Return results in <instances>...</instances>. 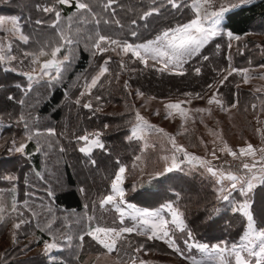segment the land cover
<instances>
[{"label":"rangeland","instance_id":"obj_1","mask_svg":"<svg viewBox=\"0 0 264 264\" xmlns=\"http://www.w3.org/2000/svg\"><path fill=\"white\" fill-rule=\"evenodd\" d=\"M251 1L253 0H249V2ZM87 2L92 5L96 16H89L88 23L84 24L77 18L75 0H72L74 10L67 14L61 12L57 0H0V20H3V24L0 25V46H3L7 52L8 45H11V52L8 54L16 57V60L3 64L5 67H10L11 70L9 71L11 74H16L15 76H13L14 74L11 75V79H14V82H16V87L19 85L17 87L18 90L25 91L30 83L25 73H32L34 76H37V80L31 82V89L41 82H49L48 76L39 77L38 73L39 63L50 59V55L40 56L39 63L35 66L32 63L33 57L25 55V53H36L38 55L42 48L45 52L50 53L51 48L59 42L57 29L52 27L53 21L56 18L55 12H44L43 9L45 7H54L60 12L59 26L64 31L68 30V18L70 16L73 18L71 21L73 32L75 33L77 27L81 29L80 44L74 48L71 64L63 72L62 78L58 81L60 83L67 81V76L71 73L73 65L78 59L79 50L83 49L85 51L86 38L89 34L94 35L98 30L101 34L114 38L127 39L129 42L135 41L129 36V33L132 30L131 21L138 16L137 0H122L120 8L117 11L104 7V4H107V0H87ZM220 2L221 0H212L214 7H218ZM233 2H236V0H233ZM188 3L190 4L191 0H188ZM181 11L184 13L180 15L182 19L194 15L190 9H181ZM13 18L18 20L19 28L23 34L29 37L27 43L18 38L19 33L12 31ZM97 18L100 20L98 27L94 22ZM187 20L183 22H187ZM37 21H40V23H37ZM105 21H108V23H105ZM116 21H119V24ZM183 22H176L173 26ZM155 35L151 38L135 42H145L146 40L153 39ZM236 36H239L240 39L229 40L227 30L223 28L221 34L214 37L201 50L203 55L205 53L207 55L210 53L217 54L223 50V64L221 65L218 57L212 60L214 66L208 63L199 64L198 67L201 68V72L197 75L194 70L196 67L192 65L199 60L202 61L203 58L202 56L194 57L184 65V75L186 77L178 83L174 80L167 81V79L160 80L158 83L153 81V72L160 74V76L161 74L169 75L174 73L168 71L160 72L158 69L161 65L151 59L148 66H145L137 58L133 57L131 53L125 55L120 49L116 51L109 50V52L104 54L98 53L95 57L91 56L90 52L85 51L88 54V65L86 69L76 72L73 78L66 82V98L69 100L70 97V104L74 102L76 107H83V104L91 103L92 107L88 108V111L93 109L95 114H106L111 119L105 123L92 121L89 126H92L93 129L82 132L75 139V149L86 156L90 155L94 150L100 149L93 146L87 154L80 151L81 147L88 145L85 141L78 138L80 136H88V143L90 144L91 140L97 137V134L102 144L106 143L112 146V143L108 139L106 140V136L104 135H110L114 128L120 127L122 130L116 132V138H119L124 133V140L127 144H131L129 150H132L134 144H138L134 157L128 158L125 164L118 165V167H126L123 186L127 191V197L129 194L135 193L139 188L150 185L155 178L169 174L155 175L166 164L171 163V157L174 154L168 138L155 130H146L143 140L133 139L129 141L126 139L130 135L131 127L135 123V113L137 111L151 125L163 129L164 132L175 137L176 143L182 145L190 155L200 157L209 163L217 158L232 157L227 152L220 151L226 143L237 153V159L250 163V157L239 156V149L249 143L257 150L264 148V67H261V65H264L262 61L264 60V22L258 20L247 33ZM217 44L220 45L219 50L216 49ZM229 44H231L230 48ZM66 52V48L62 49L61 53L58 54V58H62ZM229 57H231L230 61ZM105 59H108L109 72L105 74V77L101 78L102 86L98 84L96 88L91 90V94H89L85 88V84L86 82H90L91 77L98 71V66L103 65ZM121 60L124 62L123 68L120 66ZM204 64L208 66V69L205 68ZM229 64H231V67H229ZM33 67L36 69L35 72H33ZM231 68L248 69L246 73L248 77L247 82L244 80L245 74L232 73L225 80L224 84L221 85L220 80L228 75ZM149 70L150 75L147 74ZM52 75H55L54 69L52 70ZM193 76H200L199 79L202 82L197 80V78L193 79ZM211 78L213 79V82L210 83L212 87H208L210 84L203 86V83ZM125 81L128 87H125ZM178 84L182 85L186 91H183L180 95L166 94L168 87H171V90H173ZM151 87L155 89L152 90ZM82 92H84L83 96H81ZM138 92L142 93V95H138ZM187 93H191L192 96L189 97L186 95ZM213 93H217L218 98L223 99V108L216 104H208L207 101L212 97ZM196 94H199V96ZM97 96L100 97L99 100L96 99ZM2 99L3 96L0 95V113L7 110L6 104ZM32 99H35V97L33 96ZM77 99H79L80 103L76 102ZM189 100L190 102H188ZM168 103H181L182 107L188 110L190 119L183 121L175 110L166 108ZM233 103H236V107L231 106ZM70 104L66 102V106H64V112L67 116L70 112L69 110H73ZM197 108L210 109V112L197 113L194 111ZM169 112H172L171 116L168 115ZM6 115L9 114L6 112ZM114 118L117 120L113 121ZM12 122L4 120L2 115H0V157L6 154L10 157L21 154L14 150L10 151V149H14L21 142L27 140L26 130L11 128L10 123ZM39 122L38 125L41 123ZM63 122L65 123L63 124ZM63 122L57 128L65 134L67 133L64 130L66 120ZM42 126L53 129L55 128V123L47 119L44 120ZM5 128L6 131H4ZM82 129L80 125L76 128L79 131H82ZM40 132L41 167L38 169V173L40 174L38 178L45 177L44 184H46V190L62 188L64 186L63 174L60 166H57L59 157L56 154V150H53V147L58 144L55 130L51 135L48 134L47 129ZM34 139L37 145V139L35 137ZM13 141L16 142L15 145ZM52 143H55V145ZM213 151L216 152L215 157L212 155ZM24 154L26 153L24 152ZM164 157H169V159L166 161ZM111 161H101L98 169L92 171L83 169L78 162L71 163L72 171L77 181V188L83 199V208L80 211L56 209L53 207L50 197H48L45 190H43V193H40V189L37 191L31 189V187H34L33 184H36L35 182L38 178L35 172L27 170L23 166L22 161L19 165L21 168H25L22 169L25 172L23 174L24 181L22 178L17 181L14 171H12L13 179H10L6 173L2 174L3 171H8L7 168L0 169L6 182L5 190L0 187V204L6 209L4 213L5 218L0 222V264H61V261L64 264H141V261L145 262V264H192V260L185 257H193L195 260L204 261V263H213V257L209 254L203 253L195 247L189 250L184 243L185 239H187V231L181 232L174 225H170V235L181 247L184 256L175 253L162 240H147L145 236H138L136 233L123 234L121 239L118 240L116 248L111 252H108L107 249H104L103 246L87 235H85L84 241L81 242L79 236L86 233L89 230V226L92 228L97 226L120 227L131 226L134 223L126 215L125 223L121 225L119 213L115 211V208L111 204L101 205L100 203L103 197L111 191V182L114 176L109 180L107 179L109 172L112 171ZM20 166L13 168L18 171L20 169L21 171ZM220 170L243 171L242 167L239 169L225 168ZM173 172L203 180L205 183H208V189L212 191L214 198L219 199V185L216 184V178L208 173L199 161L188 163L185 160L179 169H174L170 173ZM97 177L103 181V186L108 187L106 194L96 195L93 191V181ZM9 179L11 182H9ZM27 182L31 184V187L25 185ZM259 185L260 183L257 182L249 193L251 200L254 189ZM133 187L135 190H133ZM231 196L232 201H235V198L240 199L239 201H243L244 199V197L239 195L238 191L233 192ZM13 199L17 201L18 212L11 211ZM25 200L28 201L27 208L24 207L23 202ZM86 205L87 207H85ZM173 206L183 214L186 225L184 212L178 206L174 204ZM159 208L160 206L153 209ZM256 210L259 219L264 223V189L257 195ZM33 212L36 215H33ZM20 213H23L22 218L26 223L21 224L19 229H14L13 224L18 223L21 219ZM162 214L169 221L171 220L167 209H164ZM89 217H92V219L89 220ZM198 217L201 219V215H198ZM50 220H53L52 231L55 233L60 247L46 251L45 243L52 242V235L45 227ZM244 221L245 225L240 237L234 243H227L229 246L242 242L241 236L247 230L246 217H244ZM199 226L200 228L205 227L206 223L199 220ZM256 230L260 231L264 230V228L256 225ZM68 236L72 237L71 247L68 246L66 239ZM189 243L203 242L194 238L193 240H189ZM218 243L221 242L208 245L211 247V245ZM244 243H247V241H244ZM255 243L258 250L259 241ZM141 244H143V247L140 251H135ZM250 259L253 260L254 264V258ZM232 264H234V259Z\"/></svg>","mask_w":264,"mask_h":264},{"label":"snow or ice","instance_id":"obj_2","mask_svg":"<svg viewBox=\"0 0 264 264\" xmlns=\"http://www.w3.org/2000/svg\"><path fill=\"white\" fill-rule=\"evenodd\" d=\"M249 0H221L218 7H214L212 0H191V3H188V0H150L148 10L143 11L140 16L141 20L147 21V19L153 14L157 16L161 15V9H167L169 12L175 10L180 12L181 9H190L194 14L190 17L187 22L177 23L175 26H169L163 31H159L158 34L154 36L153 39L146 40L142 43H136L135 41L129 42L127 39L114 38L109 35L101 34L100 31H96L94 35L89 34L86 38L85 51L90 52L91 56L95 57L98 53L104 54L111 51H120L127 55H131L137 58L145 66H148L149 60L151 59L154 62H158L161 66L158 69L160 72L168 71L179 76L185 74L184 65L194 57L202 56L204 61L209 60L207 55L202 54V49L207 45L214 37L221 34L223 28L226 25L223 24L225 19V14L233 9L240 7L241 5L247 4ZM59 5L71 6L72 0H57ZM113 3V0H107V4L104 5L105 8L110 7ZM211 9V10H210ZM75 10L78 20L81 23L87 24L88 17H95L96 13L93 11L92 5L87 2V0H75ZM44 12H55V20L53 21L52 27L57 29V35L59 37V42L56 43L54 47L51 48L50 53H47L42 48L37 55L36 53H25V55H31L33 57L32 63L35 66L39 63V57L50 55V59L44 60L42 63H39V77L48 76L49 83L53 81H59L62 78L63 72L67 70V67L70 66L72 58L74 56V48L78 47L80 44V34L81 29L77 27L75 33L72 28V17L68 18L69 25L68 30L64 31L60 28V12L57 11L54 7H45ZM95 24L97 27L100 24V20L95 19ZM40 23V21H37ZM108 23V21H105ZM119 24V21H116ZM132 24H136V20L131 21ZM3 24V20H0V25ZM146 26V25H145ZM13 32L19 33L18 38L24 43L28 42L29 37L24 35L21 29L19 28V23L16 18H13ZM131 37L139 39V34L137 30H132L130 33ZM227 36L229 40L236 39L239 40L240 37L233 34L231 30L227 31ZM231 44H229V48ZM66 48L67 52L58 58V54L61 53V50ZM216 49H220V45H216ZM11 52V45H8L7 52L3 46H0V63H10L11 61L16 60L15 56L9 55ZM110 59V57H109ZM231 57H229V61ZM121 68L124 67V62L121 60ZM155 66V65H153ZM231 67V64H229ZM264 67V65H261ZM55 70V75H52V70ZM14 70V69H13ZM195 72L197 75L200 74L201 68L196 67ZM36 69L33 67V72ZM109 72L108 59L104 60L103 65L98 66V71L95 75L91 77L90 82H86L85 88L89 94L91 90L96 88L98 84H101V78L105 77V74ZM248 69L240 68H231V71L228 72V75L224 76L220 80V84L223 85L225 80L228 79L232 73L245 74L244 80L247 82L248 77L246 73ZM29 80V85L25 89L26 93L31 90L32 81L37 80V76H34L32 73H25ZM118 78V77H117ZM102 86V84H101ZM19 87V85H17ZM125 87H128L127 82L125 81ZM209 88L212 87L210 84ZM142 95V93H137ZM84 95V92L81 93V96ZM189 97L192 96L191 93H187ZM199 96V94H196ZM9 100H12L11 95L8 96ZM97 100L100 99L99 96L96 97ZM80 103L79 99L76 101ZM190 102V100L188 101ZM208 104H216L223 108L224 101L222 98H218L217 93H213L212 97L208 99ZM22 106L25 104L23 99L18 101ZM238 103V101H237ZM236 107V103L231 105ZM84 108H91V103L83 104ZM255 107V105H253ZM166 108L175 110L183 121L190 119L188 110L182 107L181 103H168ZM197 113L210 112V109L206 108H197L194 110ZM169 116L172 115V112L168 113ZM19 120L24 122V127L26 130V139H37V151H40L39 147V136L41 135L40 130L37 128L35 132L29 129L27 118L23 112L19 116ZM155 130L158 133H161L164 137L168 138L172 145V149L175 152H181L184 154L185 159L188 163H193L199 161L200 164L206 168L207 172L210 173L213 177L216 178V184L219 185L218 192L220 193L219 199L224 201H232L231 194L233 192H239L241 197H244L243 201L234 202L233 212H238L247 218V230L244 235L241 236L240 244L228 245L227 242H221L218 244H213L211 247L205 243H189V240H193V234L191 231H187V239L184 243L186 247L190 250L195 247L203 253H207L213 257V264H232L234 259V264H264V230L257 231L256 225L257 221L254 220L253 213L251 211V197L249 193L253 190L257 182L264 184V148L256 149L252 144H247L245 147L239 149L240 157H250L251 162L242 161L243 171L233 172L231 170L224 171L220 169H214L209 162L203 160L200 157L195 155H190L182 145L176 143L175 137L170 136L168 133L164 132L163 129L157 128L154 125H151L144 116L140 114L139 111L135 113V123L131 127L130 135L126 137L129 141L143 140L145 131ZM47 132L49 135L54 133V129L48 128ZM79 140L85 141L88 145L86 147H81L80 151L83 153H89L93 146L98 148H103L104 145L101 143L100 139L97 137L91 140L89 144L88 136H80ZM15 145L16 142L13 141ZM26 144L21 142L14 149L18 153L24 154ZM221 152H227L232 157L236 158L237 153L233 151L226 143L220 149ZM212 155L215 157L216 152L213 151ZM258 156V160H257ZM139 159V158H137ZM167 161L169 157H164ZM93 164L95 161L92 162ZM119 164V162H117ZM184 163L183 160L178 161L175 154L171 157V163L166 164L161 171H158L155 175L161 176L165 173H170L174 169H179L180 165ZM126 172L125 166H119L118 170L114 174V179L111 182V191L109 194L105 195L101 200V205L111 204L117 213L120 216V224L124 225L126 215L134 222L131 226H120V227H100L97 226L92 228L89 226V230L86 233H83L79 236L81 242L84 241L85 235L91 237L92 240L96 241L99 245L103 246L104 249H107L108 252L113 251L117 246L118 240L121 239L123 234H132L136 233L138 236H145L147 240H162L164 241L169 248H171L175 253H178L181 256H184V252L181 247L176 243V240L170 235V225H174L176 229H179L181 232H184L186 225L184 223L183 214L176 209L172 203H165L160 205L159 209H150V208H139L135 204L127 202V191L123 186L124 183V174ZM39 176V173H36ZM10 179H13L10 177ZM133 190L134 187H133ZM83 191V189H81ZM47 195L50 198L55 196V192L52 189L47 191ZM24 207H28V201L25 200ZM87 207V205L85 206ZM164 209H167L168 213L171 216V220L167 219L162 213ZM30 210V209H29ZM127 210V211H126ZM6 209L0 204V222L4 220V213ZM12 212H18L17 201L13 199L11 205ZM51 211V209H49ZM33 215H36L33 212ZM21 219L18 223L13 224L14 229H19L20 225L26 223L22 218L23 213H20ZM92 217H89L91 220ZM53 220H50L45 227L52 235V242L45 243V250L51 251L52 249H57L60 247L57 242V237L52 231ZM68 246L71 247L72 237H66ZM247 241V243H244ZM256 241H259L258 250L256 248ZM143 247V244L139 245L135 251L139 252ZM246 254V255H245ZM186 259L192 260V264H204V261L195 260L193 257H185ZM61 264H64L61 261ZM141 264L145 262L141 261Z\"/></svg>","mask_w":264,"mask_h":264},{"label":"trees","instance_id":"obj_3","mask_svg":"<svg viewBox=\"0 0 264 264\" xmlns=\"http://www.w3.org/2000/svg\"><path fill=\"white\" fill-rule=\"evenodd\" d=\"M120 2L122 3V0H113L112 5L108 8L113 11H117L120 8ZM157 2L159 3V0H157ZM149 4L150 0H137L136 2L138 16L133 20H136L137 23L135 25L131 23L132 30H137L139 34V39L132 37L135 41H142L146 38H151L159 31H163L165 28L173 26L176 22H183L190 18V16H188L187 18L182 19L180 16L184 14L182 11L176 12L175 10H171V12H169L167 9H161V15L157 16L156 14H153V16L149 17L147 21L141 20L140 16L143 11L148 10ZM60 9L63 14L70 13L74 10V4L72 3L71 6L60 5ZM258 20L264 22V0H253L247 4L228 11L225 14L223 24L226 25L224 28L225 30H231L233 34L236 35H242L247 33L253 27V24ZM130 33L129 36H131ZM78 54V59L74 63L71 73L67 76V81H63L62 83L53 81L51 84L49 82H41L27 93L26 91L18 90L15 84L16 82H14V79H11V75L14 74L13 76H15L16 74H11L9 70L3 69L0 63V95L3 96L2 100L6 104L7 110L5 111L9 114L6 115V112H3L0 113V115H2L4 120L14 122L10 123L11 128L25 129L24 122L19 120L21 112H23L26 116L29 128L33 132H35L37 128L40 131L48 129L42 126L44 120H52L55 123V128L53 129L55 130V136L58 140V144L53 147V150H56V154L59 157L57 166H60L62 170L64 186L59 189H53L55 196L50 198V200L53 207L64 211H80L83 208L82 195L77 188V181L71 167L72 162H78L83 169L92 171L98 169L101 161L112 160V171L109 172L107 176V179L109 180L114 176L118 165L125 164L128 158L134 157L138 149V144H134L132 150H129L131 144H127L124 140V133H122L119 138H116V132L122 130L120 127L114 128L110 135H104L106 136L105 139H108L112 143L113 147L105 143L106 145L103 144V148L94 150L88 156L82 155L77 149H75V139L82 132L93 129L92 126H89L92 121L105 123L107 120L111 119V117L109 118L106 114H95L93 109L88 111V108L79 106L76 107L74 102L70 104V97L69 100H67L66 82L70 81L76 72H81L86 69L88 65V54L83 49H80ZM204 55L207 54L205 53ZM207 56L209 57V60H199L192 66L198 67V65L202 63H208L214 66V62H212V60L217 59L216 57L219 58L218 60L221 65L223 64V50L217 54L210 53ZM262 61L264 62V60ZM205 68L208 69V66L205 65ZM202 70L205 71L203 68ZM149 73L150 70L147 71L148 75H150ZM152 75L153 81H156L157 83L160 80L166 79L167 81L174 80L178 83L186 77L185 75L179 76L176 74H161L160 76V74H156L155 72H153ZM193 77V79L197 78V80L202 82L199 79L200 76ZM212 80V78L208 79L203 83V86L209 85L213 82ZM151 88L152 90L155 89L154 87ZM171 89V87H168V91L165 89L167 91V95H180L183 91H186L180 84H178L173 90ZM9 95L13 97L12 100L8 99ZM33 96L35 99H32ZM21 99L25 101L23 106L18 103ZM66 102L71 105V108L73 107V110H69L70 112L68 111V116L65 115L64 112ZM64 120H66L64 130L67 132L65 134L57 128ZM116 120V118L113 119V121ZM38 121L41 122H39L40 125H38ZM64 123L65 122H63V124ZM79 125L83 128L82 131L76 130ZM4 131H6V128ZM23 143L26 144L25 153L27 155L16 154L15 156L10 157L6 154L5 156L0 157V169L7 168L8 170L7 172L0 171V186L6 185L4 176H2L3 173H6L9 178H12V171H14L17 176V181L20 180V178L24 181L23 174H25V172H23L22 169L26 168L27 170L38 173V169L41 167V153L36 150V141L33 138L31 140L27 139L23 141ZM52 144L55 145V143ZM21 161L23 162V166H25V168H21L19 165L21 164ZM93 161H95L94 164L92 163ZM117 162H119V164ZM18 166H20L21 171L20 169L18 171L13 168ZM36 177L38 178L37 175ZM35 183L36 184H33L34 187H31V184L28 182L25 183V185L36 191L40 189V193H43V190L46 192L48 191L45 188L46 184H44L45 177H42L41 179L38 178ZM17 184L19 183L17 182ZM93 186V191L96 195L106 194L108 192V187L103 186V181L98 177L93 181ZM98 187H102L104 189H99ZM263 189L264 184L260 183V185L254 189L251 200V211L253 213L254 220L257 221V226L261 228H264V223H262L258 217L256 199L259 192ZM126 199L127 202L135 204L141 208H156L165 202H172L184 212L186 220L185 230L191 231L196 240L206 244L217 242L234 243V241L240 237L245 225L242 214L233 212V203L239 201L240 199L235 198L236 200L231 202L216 199L214 198L212 191L208 189V183H205L203 180L197 179L196 177H187L178 172L169 173L163 177L155 178L150 185L139 188L135 193L129 194ZM187 204L188 206H186ZM198 215H201V219H199ZM199 220L205 222L206 226L200 228Z\"/></svg>","mask_w":264,"mask_h":264},{"label":"built area","instance_id":"obj_4","mask_svg":"<svg viewBox=\"0 0 264 264\" xmlns=\"http://www.w3.org/2000/svg\"><path fill=\"white\" fill-rule=\"evenodd\" d=\"M177 160L185 161V156L181 152L174 153ZM210 165L215 169H239L242 167V161L237 158L226 157V158H217L211 161Z\"/></svg>","mask_w":264,"mask_h":264},{"label":"crops","instance_id":"obj_5","mask_svg":"<svg viewBox=\"0 0 264 264\" xmlns=\"http://www.w3.org/2000/svg\"><path fill=\"white\" fill-rule=\"evenodd\" d=\"M1 66L3 67V69H6V70H11L10 67H5V65L3 63H1ZM1 132V131H0ZM22 155H25V154H22ZM10 180V179H9ZM11 182V180L9 181ZM1 189L5 190V186H0ZM130 203V202H129ZM138 207V206H137ZM140 208V207H139ZM153 209V208H152Z\"/></svg>","mask_w":264,"mask_h":264}]
</instances>
